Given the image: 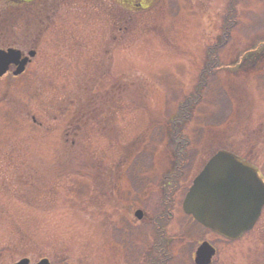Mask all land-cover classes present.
<instances>
[{"label": "rangeland", "instance_id": "rangeland-1", "mask_svg": "<svg viewBox=\"0 0 264 264\" xmlns=\"http://www.w3.org/2000/svg\"><path fill=\"white\" fill-rule=\"evenodd\" d=\"M0 8V264H264V209L235 241L183 210L215 151L264 178V0Z\"/></svg>", "mask_w": 264, "mask_h": 264}, {"label": "water", "instance_id": "water-1", "mask_svg": "<svg viewBox=\"0 0 264 264\" xmlns=\"http://www.w3.org/2000/svg\"><path fill=\"white\" fill-rule=\"evenodd\" d=\"M31 55L35 52L31 51ZM28 57L19 50H0V76L12 63L18 64L20 73ZM264 206V181L257 169L235 153L216 151L195 177L183 203L185 212L199 223L222 236L235 239L253 227ZM140 216V212H137ZM215 249L204 242L197 252V262L208 264ZM23 258L15 264H28ZM38 264H50L42 259Z\"/></svg>", "mask_w": 264, "mask_h": 264}, {"label": "trees", "instance_id": "trees-1", "mask_svg": "<svg viewBox=\"0 0 264 264\" xmlns=\"http://www.w3.org/2000/svg\"><path fill=\"white\" fill-rule=\"evenodd\" d=\"M132 3V2H131ZM2 9L0 8V20H1V16H2ZM50 16V15H49Z\"/></svg>", "mask_w": 264, "mask_h": 264}, {"label": "flooded vegetation", "instance_id": "flooded-vegetation-1", "mask_svg": "<svg viewBox=\"0 0 264 264\" xmlns=\"http://www.w3.org/2000/svg\"><path fill=\"white\" fill-rule=\"evenodd\" d=\"M14 1H23V0H14ZM14 47H15V46H14ZM18 48H19V47H18ZM258 221H259V219H258ZM258 221H257V222H258ZM257 222H256V224H257ZM256 224H255V225H256Z\"/></svg>", "mask_w": 264, "mask_h": 264}]
</instances>
